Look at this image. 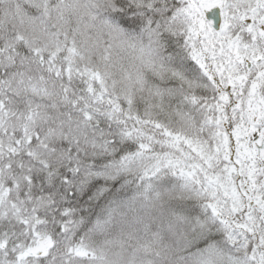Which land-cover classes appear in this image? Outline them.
I'll list each match as a JSON object with an SVG mask.
<instances>
[{"label":"snow or ice","instance_id":"snow-or-ice-1","mask_svg":"<svg viewBox=\"0 0 264 264\" xmlns=\"http://www.w3.org/2000/svg\"><path fill=\"white\" fill-rule=\"evenodd\" d=\"M0 264H264V0H0Z\"/></svg>","mask_w":264,"mask_h":264}]
</instances>
